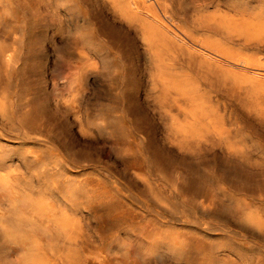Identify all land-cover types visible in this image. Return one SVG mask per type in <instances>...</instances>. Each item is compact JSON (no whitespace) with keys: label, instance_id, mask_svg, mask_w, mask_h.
I'll return each mask as SVG.
<instances>
[{"label":"rangeland","instance_id":"rangeland-1","mask_svg":"<svg viewBox=\"0 0 264 264\" xmlns=\"http://www.w3.org/2000/svg\"><path fill=\"white\" fill-rule=\"evenodd\" d=\"M0 264H264V0H0Z\"/></svg>","mask_w":264,"mask_h":264},{"label":"bare ground","instance_id":"bare-ground-1","mask_svg":"<svg viewBox=\"0 0 264 264\" xmlns=\"http://www.w3.org/2000/svg\"><path fill=\"white\" fill-rule=\"evenodd\" d=\"M139 13V12H138ZM138 13H136V14H138ZM141 13V12H140ZM161 26V25H160ZM179 39V38H178ZM203 53V52H202ZM207 53V52H206ZM208 56V55H207ZM219 60V59H218ZM221 61H219V63H220ZM223 62H224V60H223ZM225 63H227V61H225ZM221 64H223V63H221ZM227 65V64H226ZM229 65V64H228ZM240 69V68H239ZM2 217V216H1ZM17 218V217H16ZM10 222V221H9ZM31 225V224H30ZM24 246V245H23Z\"/></svg>","mask_w":264,"mask_h":264}]
</instances>
